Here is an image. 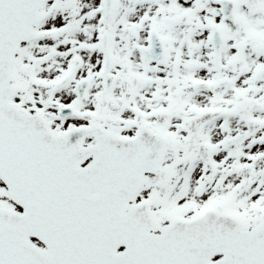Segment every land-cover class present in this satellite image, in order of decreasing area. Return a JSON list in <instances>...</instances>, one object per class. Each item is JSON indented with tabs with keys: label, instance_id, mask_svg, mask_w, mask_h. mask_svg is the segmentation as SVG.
Masks as SVG:
<instances>
[{
	"label": "snow or ice",
	"instance_id": "6c2138e0",
	"mask_svg": "<svg viewBox=\"0 0 264 264\" xmlns=\"http://www.w3.org/2000/svg\"><path fill=\"white\" fill-rule=\"evenodd\" d=\"M0 264H264V0H0Z\"/></svg>",
	"mask_w": 264,
	"mask_h": 264
}]
</instances>
